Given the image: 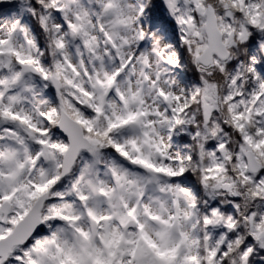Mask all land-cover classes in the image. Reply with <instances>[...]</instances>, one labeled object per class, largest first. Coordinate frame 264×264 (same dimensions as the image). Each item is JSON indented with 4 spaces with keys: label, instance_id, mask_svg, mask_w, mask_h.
Returning <instances> with one entry per match:
<instances>
[{
    "label": "snow or ice",
    "instance_id": "snow-or-ice-1",
    "mask_svg": "<svg viewBox=\"0 0 264 264\" xmlns=\"http://www.w3.org/2000/svg\"><path fill=\"white\" fill-rule=\"evenodd\" d=\"M0 264H264V0H0Z\"/></svg>",
    "mask_w": 264,
    "mask_h": 264
}]
</instances>
